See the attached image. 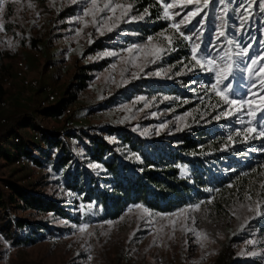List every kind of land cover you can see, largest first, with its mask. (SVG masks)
Here are the masks:
<instances>
[{"label":"rangeland","instance_id":"374dc122","mask_svg":"<svg viewBox=\"0 0 264 264\" xmlns=\"http://www.w3.org/2000/svg\"><path fill=\"white\" fill-rule=\"evenodd\" d=\"M83 1L76 0L73 3L72 0H0V8H2L0 11V25H2L0 51L3 54L1 63L5 65L4 72L10 74L12 69V59L7 54L9 47L19 48L21 53L20 47L32 41L34 42L32 47L39 48L45 56H50L46 40L47 28L35 32L31 27L32 18L36 13H46L55 2L67 9L74 5H81ZM104 1L107 2V0ZM157 1L161 5V0ZM213 1L214 5L211 6ZM114 2L131 4L130 0H114ZM169 2L181 4L183 0L163 1V3ZM255 2L262 12L252 18L251 28L253 33H256L255 36L253 34L246 41L238 42L227 40L225 37L215 38V34H212L211 40L205 43L207 48L204 51L201 42L197 43L195 38L193 40L184 39L188 44L189 58L169 66L163 64V58L170 53L174 41L180 35L171 27L175 23L173 19L169 20L171 30H163L149 36L152 37L151 42H149V37L141 42H128L123 28L129 23L142 20H132L131 17L143 16L145 18L148 15H145V10L137 13L132 7L127 17L116 21L118 26L112 31H107L102 23L94 25L91 15L89 22L78 36L79 39L86 38V43L65 50L71 67L62 81L63 88L75 79L78 70L74 66L75 61L90 46L95 31L99 32L100 37L112 40L114 47L119 44L128 45L129 48L133 45L144 47L126 52L119 57L115 55L103 57V60L107 59L108 62L103 69L93 74L84 101L85 108L89 111L97 110L106 104L125 102L128 110L121 119H113L106 114H97L92 118L90 127L101 131L105 126L123 127L148 140L170 137L184 132L193 134L201 128H209L217 144L214 149L203 152V157L206 160L209 159L207 164L212 171L223 178L229 177L232 180L212 191L209 189L211 192H208L211 194L207 199L168 213H156L149 209L148 213H144L136 207L141 204H136L126 208L115 220H100L98 218L99 209L94 207V203H83L78 195L66 190L59 182L60 173L54 172L50 166L38 173L33 172L32 175V170L16 168L10 164L9 160L0 158V183L4 179H13L28 191L61 200L75 217L71 220L53 213H39L18 208L19 203L10 202L9 191L4 190L10 217H24L31 221L44 222L50 228L51 234L34 244L18 247H13L0 234V264H26L28 262L76 264V259L69 250L72 243L93 251L92 264H120L119 255L124 248L140 251L141 261L138 264H156L160 258L169 263L173 257L179 260V264H184L188 256L197 255L198 252L194 251L198 241L208 248L212 264H221L218 263L221 252L230 254L233 259L231 264H264V187H261L264 184V137L259 136V132L264 130V112L259 110L260 107H264V104H261V97H264V86L261 84L264 81V75L259 74V69L264 67V0H255ZM252 3L246 9H250ZM29 5L32 6L29 7ZM222 6L221 10L218 9ZM197 7L202 10L191 20L198 17V21L201 20V23L205 25L208 9L212 7L213 12L226 13L227 0H209L207 7H204L203 0H201L199 4L174 7L169 11L173 17L177 16L182 19L188 12L195 11ZM119 14L120 10L117 9L116 15ZM251 14L250 12L246 14L248 17L246 20ZM108 16H112V13L101 12L96 14V19L105 21ZM213 19L218 22L221 18L215 16ZM107 23L111 25L112 21L107 20ZM222 25L218 23L216 28ZM215 29L213 33L216 32ZM9 33L12 37L4 41V36ZM160 33H164V36ZM165 37H171V43ZM195 45L200 46L196 55L203 67L192 59L191 49ZM155 49H163V51L153 54ZM244 49H247V54L241 55ZM209 59L214 61L212 65L206 63ZM253 59L257 61L256 64L251 63ZM229 64L232 66L231 71L223 73L226 79L218 85V89L224 91L230 99L253 102L251 107L244 105L242 111H235V106L229 109V106L224 104L212 88L217 81L216 71L226 70ZM129 65L135 66L137 81L172 82L182 87L188 96L176 98L179 105L170 109L169 102L173 99L170 95L133 93L129 89L132 82L127 77ZM210 68L211 71H209ZM107 83H113L115 91L111 98L103 101L100 93ZM208 94L215 99V103L211 106L202 100L210 99ZM12 96V91L0 89V99ZM33 102L34 100L22 107L14 105L13 111L7 115L9 122L17 121L20 115L30 111L33 108ZM188 103L189 107L185 109ZM226 110H232L233 114L221 116L220 119L216 118ZM249 111L255 112V116H249ZM40 120L47 130L62 129L59 118L44 116ZM4 128L5 126H0V134ZM250 128H255L256 131L245 132ZM237 130L240 131V135L236 134ZM21 135H23V141L15 147V152L23 153L27 149L33 155H39L40 151L45 148L44 143L33 141L27 130H21ZM229 136H232V140L228 139ZM106 139L111 143H117L114 137L110 136ZM117 149L131 158H137L125 147L119 146ZM214 155H217V159L210 158ZM75 158L83 161L82 152L76 151ZM87 165L94 171L102 169L97 163L91 162ZM180 171L183 176L189 175L186 166H181ZM234 171L235 174L230 176L229 173ZM29 175H32L30 179H28ZM257 203L260 205L261 214L252 210ZM195 205H200V209L195 210L193 207ZM181 210H184L182 215H172L180 213ZM173 221L175 224L172 223ZM85 224L88 228L84 232L79 231ZM197 233L201 235L198 236ZM155 240H159L162 248H165L164 254H161L155 247ZM249 241L256 243L250 244Z\"/></svg>","mask_w":264,"mask_h":264},{"label":"trees","instance_id":"16d2710c","mask_svg":"<svg viewBox=\"0 0 264 264\" xmlns=\"http://www.w3.org/2000/svg\"><path fill=\"white\" fill-rule=\"evenodd\" d=\"M163 1L166 2V0ZM130 2L135 12L140 13L148 9V15L139 22L125 25L123 32L126 34V41L141 42L158 32L171 30L169 27L171 22L164 18L162 6L157 0H130ZM251 2L253 3L250 9H246ZM213 5L214 1L211 6ZM257 5L255 0H227L226 13L213 12L211 7L206 12L205 25L196 17L190 23L181 25L180 31L189 35L191 40L195 38L197 43L201 42L203 51L206 50L205 43L211 40V35L215 34L217 38L221 31L225 35L219 38L225 37L227 40L238 42L246 41L251 35H256L251 26H253V16L262 13ZM79 6L68 7L64 13L73 15ZM222 8L223 6L218 7L220 10ZM248 12L252 14L246 20ZM215 16L221 19L218 22L214 21ZM180 20L181 18L177 16L173 19L175 23ZM218 23H222V27L216 28ZM214 29L215 33H213ZM106 38L100 37L92 41L86 51L101 49L109 44L114 46L113 41ZM32 44L34 42L31 41ZM172 47L170 53L163 58L165 66L189 58L188 44L182 36L178 35ZM2 57L3 54L0 51V68L4 71L5 65L1 63ZM78 60L80 61V58ZM78 60L74 65L78 69L75 79L66 88L73 95L78 90L87 87L93 74L103 69L108 62L104 59L98 63L81 64ZM131 82L129 89L133 93L145 92L149 95L172 96L173 99L169 102L170 109L179 105L176 98L188 96L182 87L172 82L139 80ZM209 96L210 99L202 100L211 106L215 103V99ZM64 104L65 100H62L50 109L42 111V114L59 118ZM188 107L189 103L185 109ZM15 123L12 127L5 126L0 134V155L9 162L12 149L17 146L13 147L11 136L18 133L17 129L22 126H36L35 122L25 114L20 115ZM102 129V131H107L111 137L116 138L117 143H111L103 137L101 130L79 129L74 133L82 145L83 161L75 158L76 150L66 140L68 133L63 128L59 131L41 130V140L45 148L40 151L39 155H33L27 149L19 154L32 158L35 165L39 167L50 166L54 172L60 173V184L66 190L78 195L83 203H94V207L99 209L98 218L100 220H115L126 208L136 204H141L156 213H168L207 199L211 194L209 192L232 180L229 177L223 178L212 171L207 164L209 159L206 160L203 157V152L214 149L217 144L209 128H201L193 134L184 132L152 140L123 127L105 126ZM119 146L125 147L138 159L120 152L117 149ZM51 154H53V159L49 161ZM210 158L217 159V155ZM91 162L99 164L101 171H94L88 167L87 164ZM181 166L188 168V176L181 174ZM234 166L238 167L235 164ZM234 174L235 171L229 173L230 176ZM4 190L9 191L10 202L19 203L18 208L39 213H53L71 220L75 218L61 200L28 191L16 180L4 179L0 183V234L13 247L31 245L43 240L51 234V230L46 223L41 221L10 217ZM232 261V257L227 252H221L218 257V263L221 264H231Z\"/></svg>","mask_w":264,"mask_h":264},{"label":"built area","instance_id":"2783aa9c","mask_svg":"<svg viewBox=\"0 0 264 264\" xmlns=\"http://www.w3.org/2000/svg\"><path fill=\"white\" fill-rule=\"evenodd\" d=\"M104 0H97L98 7H103ZM91 7V0H84L73 15L64 13L65 9L57 2L53 3L46 13H36L32 18L31 27L35 32L43 31L46 27V40L48 41V52L50 56H45L39 48H34L31 43L26 42L23 46L9 47L7 54L12 59V69L5 73L0 68V89L12 91L10 98L0 99V126L12 127L15 121L9 122L8 113L13 111V106H26L33 102V108L25 113L36 124L35 127L22 126L17 129L18 133L11 136L13 147L20 144L23 139L21 130L28 131L33 141L41 143V130L46 128L42 125L41 117L45 115L42 111L50 109L58 102L65 100V104L59 115L62 128L67 131L66 140L73 145L76 151L82 150L81 143L76 139L74 133L79 129L87 130L90 127L92 118L97 114H106L113 119L123 118L128 110L125 102L116 104H106L97 110H87L84 105L89 87L82 88L71 94L67 87L63 88L62 81L65 79L71 62L66 55V49H73L77 45H84L86 38L79 39L81 30L89 22L91 15L84 16V11ZM11 33L4 36V41L10 40ZM78 38V40H77ZM93 41L100 38L99 32L93 33ZM129 48L128 45L119 44L115 47L112 44L105 45L101 49L86 50L80 56L82 64L98 63L103 60L104 52H115L119 57L124 55ZM135 66L129 65L127 68V77L130 81H136ZM115 87L113 83H107L100 93L103 101L112 97ZM103 137H110L107 131L100 132ZM15 149V148H14ZM12 149L10 164L16 168L30 169L32 175L43 171L45 167L35 165L32 158L19 154ZM0 158L3 157L0 155ZM53 159L50 155L49 161ZM31 175V176H32ZM28 176V179L31 178ZM194 234V233H193ZM157 250L164 254L165 248H162L159 240L154 241ZM203 245V246H201ZM71 255L76 259V264H92L93 251L89 248L81 247L79 244L72 243L69 247ZM196 256L190 255L184 264H212L210 253L206 245L200 241L196 244ZM141 261L140 251L133 248H124L119 255L120 264H138ZM26 264H34L28 262ZM156 264H179L176 257L171 258L170 262H165L162 258L158 259Z\"/></svg>","mask_w":264,"mask_h":264},{"label":"snow or ice","instance_id":"6c2138e0","mask_svg":"<svg viewBox=\"0 0 264 264\" xmlns=\"http://www.w3.org/2000/svg\"><path fill=\"white\" fill-rule=\"evenodd\" d=\"M72 2L75 3L76 0H72ZM200 2H201V0H183V3L176 4V3H172V2L163 3V0H161V6L163 8L164 18L165 19H168V20L174 19L173 15L169 11L170 9H173L174 7H185L188 4H193V3L199 4ZM208 4H209V0H203L204 7H207ZM31 6L32 5H29V7H31ZM117 9L120 10V14L118 16L116 15ZM131 9H132V5L131 4L125 5L123 3H115L114 0H107V2H105L103 4V7H98L97 0H91V7L85 9L84 16L92 15L93 16V24L94 25L97 24V23H102L104 25V27L107 28V31H112L114 27H117L118 26L117 23H116V21L121 20L124 17H127L128 14H129V11ZM201 10H202L201 8L197 7L195 9V11L188 12L186 16H184L179 22L173 23L171 25V27L173 29H175L177 32H179L180 35L184 39H190V37L185 36V34L180 31L181 25L190 23L191 22V18H193L196 15H199V13L201 12ZM0 11H2V8H0ZM101 12L112 13V16H108L105 21H98L96 19V14L97 13H101ZM147 14H148V12H147V9H146L145 10V15H147ZM176 15H179V13H176ZM143 18H144L143 16L131 17L132 20L143 19ZM107 20H111L112 21L111 25H109L107 23ZM0 28H2V25H0ZM101 34H103V32H101ZM160 35L161 36H164V33H160ZM223 35H225V33L223 31H221L218 34V37L217 38H219L220 36H223ZM148 39H149V42H151L152 37H149ZM165 39H167L168 42L171 43V37H165ZM143 47L144 46H141V45H133L132 47L128 48L127 51L128 52H132V51H134L136 49H141ZM199 47H200L199 45H195L191 49L192 54H193L192 55V59L195 60V62L198 65H201L203 67V65L201 63V60L198 59L197 58V55H196ZM160 51H163V49H155V51H154L153 54H155V52H160ZM246 54H247V49H244L243 52L241 53V55H246ZM103 55L104 56H114V55H117V53H115V52H104ZM206 63L209 64V65H212L214 63V61L211 60V59H209V60L206 61ZM251 63L252 64H256L257 61L255 59H253V60H251ZM113 67H115V65H113ZM231 67H232L231 64H229L227 66V69L226 70H217L216 71L215 75L217 77V81H216L215 84L212 85V88H213V90L216 91V94L223 100L224 104H226V105L229 106V109H232L233 106H235V111H242L244 105L247 104V105H249L251 107V105H252L253 102L251 100L230 99L228 95H225V92L224 91H220L218 89V85L220 83H222V81L224 79H226V75L223 74V73L224 72H230L231 71ZM211 70L212 69L210 68L209 71H211ZM249 71H251V68H249ZM259 74L264 75V67H262V68L259 69ZM261 84H262V86H264V81H262ZM226 88H227V86H226ZM261 104H264V97H261ZM259 110L262 111V112H264V107H260ZM232 114H233L232 110H226V111L222 112L221 115L220 116H217L216 118L217 119H220L221 116H230ZM248 115L249 116H255V112L249 111L248 112ZM255 131H256L255 128H250V129H246L245 130V132H247V133H251V132H255ZM236 134L237 135H240L241 133H240L239 130H237V133ZM259 136L264 137V130H262V131L259 132ZM228 139L229 140H232V136H229ZM261 187H264V184H262ZM136 207L137 208H140L144 213H148V211H149L147 208H144L142 205H136ZM193 207L195 208V210H199L200 209V205H195ZM252 210L256 211L257 214H261L260 213V205H259V203H257L256 207L254 209H252ZM129 211H131V209ZM183 212H184V210H181L180 213H173L172 215L173 216L182 215ZM121 219H123V217ZM109 223L111 224L112 222H109ZM172 223L175 224V221H173ZM87 228H88V225L85 224V225H83L79 229V231L84 232ZM197 235L199 236L201 234L200 233H197ZM248 243L254 244L256 242L255 241H249ZM201 246H203V245H201ZM252 254H254V253H252Z\"/></svg>","mask_w":264,"mask_h":264}]
</instances>
